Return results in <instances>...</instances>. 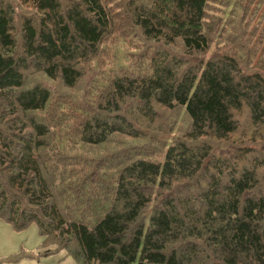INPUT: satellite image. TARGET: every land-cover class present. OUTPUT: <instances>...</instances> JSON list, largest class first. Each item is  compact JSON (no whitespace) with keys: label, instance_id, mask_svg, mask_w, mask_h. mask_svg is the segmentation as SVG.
<instances>
[{"label":"trees","instance_id":"trees-1","mask_svg":"<svg viewBox=\"0 0 264 264\" xmlns=\"http://www.w3.org/2000/svg\"><path fill=\"white\" fill-rule=\"evenodd\" d=\"M24 1L36 9L38 20L23 19L20 48L12 14L0 6V102L3 110L12 112L4 119L7 126H0V217L17 230L35 223L45 243L54 242L79 264H199L204 256L210 262L200 248L223 264H264V195H254L259 182L253 168L228 166L224 185L223 161L209 158L206 147L192 148L171 137L159 153L148 156L135 149L139 153L118 167L110 198L97 205L90 220L76 213L67 219L62 213L67 199L58 200L55 190L68 191L74 180L66 176L62 162L57 172L51 165L50 174L41 163L58 128L72 132L76 144L88 150L112 143V136L146 143L150 137L145 132L156 122L151 104L182 109L190 121L189 142L209 133L215 138L234 133L233 113L244 107L253 127H264L263 60L244 74L235 58L183 69L163 53L161 47L177 42L187 54L208 50L209 0H127L139 41H131L133 45L120 36L119 51L109 49L116 32L105 0ZM256 27L248 28L254 32ZM82 64L97 74L95 81L103 82L92 87L102 92V105L89 119L78 115V124L66 117L67 108L61 109L53 115L64 124L50 130L39 118L53 95L40 84L24 89L23 71L32 66L48 81L74 90L84 78ZM129 100L137 102L133 118L139 115L148 129L131 126L122 114ZM63 150V162L69 163V152ZM207 158L215 172L209 181L203 179V187L198 182L199 206L165 197L145 213L157 187L166 189L179 179L200 175Z\"/></svg>","mask_w":264,"mask_h":264},{"label":"rangeland","instance_id":"rangeland-1","mask_svg":"<svg viewBox=\"0 0 264 264\" xmlns=\"http://www.w3.org/2000/svg\"><path fill=\"white\" fill-rule=\"evenodd\" d=\"M62 2V0H61ZM108 10L115 20L114 31L116 34L115 45H110L109 49H117L119 51L123 45L118 37L126 43L133 44V40L138 42L139 31L133 26L130 10L127 0H105ZM210 5L207 7V34L209 38V47L203 54H187L182 45L177 42L172 47H161L163 53L174 59L177 66L183 69H197L202 62L206 60H216L218 58L230 57L235 58L239 63L242 72L251 73L258 60L264 62V0H209ZM248 4L246 10L244 5ZM63 5L65 2L63 1ZM62 5V8L64 6ZM0 6L7 8L13 17L14 36L17 40L18 48L21 46V23L25 17L38 20V12L28 3L22 0H0ZM246 11V13H245ZM255 11L256 15L253 14ZM257 26L254 32L248 27ZM118 34V36H117ZM121 41V44L118 43ZM20 53L22 50H19ZM86 63L85 61L83 62ZM168 63V62H166ZM84 78L77 84L74 90L65 88L59 81H48V79L40 72L35 71L32 66L25 73V87H31L40 84L42 87L49 89L53 95L51 105L47 111L43 113V117L39 118L42 123L49 124L50 130L55 127L62 126L63 120L57 118L53 113L67 108V116L79 123L78 117L82 120L91 118L96 114V107L102 105L103 95L99 89L92 88L94 82L102 85L103 82L95 81L97 74L91 69H83ZM264 64V63H263ZM89 66V65H87ZM173 66V65H172ZM1 103V102H0ZM136 101H127L122 107V114L135 128L148 129L147 122L139 115L133 118V107ZM3 102L0 105V126H7L5 122L6 112L2 109ZM82 106V110L76 112L75 108ZM153 112L156 116V122L152 130L145 133L150 139L143 142L123 141V137L112 136L106 146L100 149L81 146L77 142L78 137L67 130L57 129V135L54 139L49 140L48 147L43 150V158L41 163L47 174L54 173L51 171L62 162L63 170L67 177L74 180L73 184L68 187V191L55 190L57 199H67L66 204L62 208V213L69 216L70 219L75 213L83 214L88 219L94 218L93 213L98 209L97 205H101L102 200L110 198V184L116 177V172L121 164L125 163L130 157L140 149L145 151L148 156L161 152L164 143L168 142L171 137H175L177 141L186 142L189 147L200 148L206 147L209 152V158H215L223 161L224 176L222 184L227 183L226 176L229 172L228 166L233 164L239 167L254 169L258 179V187L254 195H264V127L255 128L250 122L249 110L244 107L240 112L233 113L237 130L223 138H215L209 133L207 136L200 137L190 142L186 140V135L190 132V121L182 109L169 111L157 105L151 104ZM56 108V110H54ZM79 115V116H78ZM16 117L9 121H16ZM3 120V121H2ZM22 121L19 119L17 123ZM264 126V125H263ZM51 132V131H50ZM70 136V139L69 138ZM60 141V142H59ZM69 144L72 148H69ZM69 152L71 159L69 163L63 162V148ZM146 147H149L147 150ZM102 151V152H101ZM147 151H150L149 153ZM60 155L61 157L57 156ZM244 155V156H243ZM203 164L200 175L195 176L191 180L179 179L178 182L168 184V188H156V192L152 196L150 205L145 209V213L151 212L154 207L159 206L162 198L173 197L191 202V207L199 206V191L203 187V179L209 181L214 175V168L208 166V159ZM82 161H81V160ZM161 161L162 158L159 157ZM62 169V168H61ZM56 184L58 181H55ZM57 185H55V188ZM153 188H149L151 195ZM64 198V199H65ZM77 203H80L77 205ZM201 207V206H200ZM149 214V213H148ZM205 249V248H203ZM200 248V252H207V261L205 256L199 258V264H223L217 257L205 249ZM201 254V253H200ZM199 255V254H198ZM202 257V256H201ZM0 264H79L73 257L67 254L65 250H61L54 242L45 243V236L41 235L35 223H30L27 227L17 230L14 226L6 222L0 217Z\"/></svg>","mask_w":264,"mask_h":264}]
</instances>
